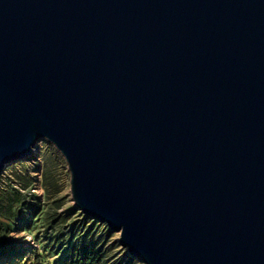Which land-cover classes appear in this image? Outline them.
<instances>
[{
	"label": "water",
	"instance_id": "1",
	"mask_svg": "<svg viewBox=\"0 0 264 264\" xmlns=\"http://www.w3.org/2000/svg\"><path fill=\"white\" fill-rule=\"evenodd\" d=\"M144 264H264V0H0V175L41 140Z\"/></svg>",
	"mask_w": 264,
	"mask_h": 264
},
{
	"label": "rangeland",
	"instance_id": "2",
	"mask_svg": "<svg viewBox=\"0 0 264 264\" xmlns=\"http://www.w3.org/2000/svg\"><path fill=\"white\" fill-rule=\"evenodd\" d=\"M70 181L71 175L64 158L44 139L29 158L5 168L0 175V198L10 195L15 200L21 199L27 205L36 206L39 213L33 218L28 215L23 222L13 220L11 223L0 218V253L3 257L0 264L5 260L18 264H62L69 249L65 246L58 254L49 250L48 227L53 228L55 237L73 226L79 230L92 227L93 231H99V235L104 234L102 240L107 243L106 247L113 246L109 254L111 259L116 261L128 254L118 244L119 234L111 232L106 236L109 229L105 224L95 220L82 223L80 215L83 214L73 201ZM18 201L14 207L17 211L20 208ZM27 259L31 260L30 263ZM138 263L144 264L140 260Z\"/></svg>",
	"mask_w": 264,
	"mask_h": 264
},
{
	"label": "trees",
	"instance_id": "3",
	"mask_svg": "<svg viewBox=\"0 0 264 264\" xmlns=\"http://www.w3.org/2000/svg\"><path fill=\"white\" fill-rule=\"evenodd\" d=\"M0 201V218L3 219V221H10L11 223L13 220H15V222H23L26 221L28 215L33 218L39 213V209H37L36 206L31 204L27 205L21 199H19V201L15 200L10 195H8L7 198L1 196ZM16 201H18V207H20H17L19 209L18 211L14 208ZM80 216L83 219L82 223L90 220L93 221V219L85 215ZM52 229V227H48L46 230V235L49 237L47 240L49 250L58 254L65 246L69 249L62 264H139L138 260L131 257L129 253L116 261L111 259L109 254L111 252L110 249H114L113 246L106 247L107 243H105V240H102L104 234L99 235V231H93L92 227H82L79 230L77 226H73L65 233L60 232L61 234L58 237H55L56 234H54ZM110 233L111 231L109 230L106 236ZM0 258H3L1 253ZM27 260L30 263L31 260ZM3 264H18V262L12 263L11 260H5Z\"/></svg>",
	"mask_w": 264,
	"mask_h": 264
}]
</instances>
